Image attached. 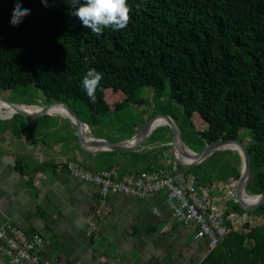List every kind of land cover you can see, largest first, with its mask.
Here are the masks:
<instances>
[{"label":"trees","instance_id":"trees-1","mask_svg":"<svg viewBox=\"0 0 264 264\" xmlns=\"http://www.w3.org/2000/svg\"><path fill=\"white\" fill-rule=\"evenodd\" d=\"M47 3L23 0L30 14L14 24L16 0H0V93L33 85L45 104L64 103L81 122L96 125L125 103L139 105L137 93L152 88L155 98L164 96L182 110L179 117L160 104L152 117L171 116L190 150L187 138L203 149L247 136L245 190L262 193L264 0H127V27L107 28L100 36L82 26L66 0ZM90 70L103 75L94 100L82 86ZM240 165L237 152L227 150L178 169L211 183L238 180ZM229 213L252 214L261 223L228 232L198 264H264V204L244 211L229 201Z\"/></svg>","mask_w":264,"mask_h":264},{"label":"crops","instance_id":"crops-1","mask_svg":"<svg viewBox=\"0 0 264 264\" xmlns=\"http://www.w3.org/2000/svg\"><path fill=\"white\" fill-rule=\"evenodd\" d=\"M17 105L39 110L48 106L41 95L35 104ZM53 109L26 118L0 103V230L12 226L28 237L37 235L38 256L52 264L200 263L208 253L207 242L195 238L193 225L176 222L164 193L102 198L95 186L66 171L68 164H75L93 173L115 169L120 175H152L167 167L193 175L178 169L166 146L171 140L151 139L153 130L131 151L90 147L78 141L80 133L88 144L95 138L132 146L130 139L142 125L132 124L125 132L101 119L90 125L85 118L78 131L70 116ZM198 182L210 187L219 181ZM0 261L7 262L4 256Z\"/></svg>","mask_w":264,"mask_h":264},{"label":"built area","instance_id":"built-area-1","mask_svg":"<svg viewBox=\"0 0 264 264\" xmlns=\"http://www.w3.org/2000/svg\"><path fill=\"white\" fill-rule=\"evenodd\" d=\"M67 173L81 182L98 189L102 198L117 194L143 198L158 193L165 194V205L179 224L195 227V238L207 242L209 250L217 246L230 231H245L251 224L252 214L229 213L228 202L236 200L237 180L215 182L210 187L199 184L193 175L163 168L160 174L120 175L115 169L90 172L82 166L68 164ZM37 235L28 237L16 227L0 230V256L7 262L0 264H52L37 254L40 246Z\"/></svg>","mask_w":264,"mask_h":264},{"label":"water","instance_id":"water-1","mask_svg":"<svg viewBox=\"0 0 264 264\" xmlns=\"http://www.w3.org/2000/svg\"><path fill=\"white\" fill-rule=\"evenodd\" d=\"M0 103L2 104L5 103L13 107L18 106L17 104L10 102L9 100H6L3 97H0ZM54 105L63 106L65 108V110L67 111V115L70 116V119L72 120L77 130L79 131L83 123L80 121L76 113L70 107H68L66 104L61 102H55L51 105L41 108L39 110V114L28 115L19 110L16 112L23 117L33 118V116H38L49 111ZM157 118H163L165 120L164 125L168 126L171 130V134H172V140L170 142L171 154L176 164L181 167L191 168L197 166L202 162H204L214 152L225 151V150H229L230 149L229 147L231 146L234 147V151L238 153L241 160V171H240V176L238 178L237 189H236V200L239 206L244 211H253L262 204H264V189L260 195H253V196L248 195L245 190L246 184L250 177V158L246 146L242 142L237 140H217L215 142L206 145L201 152L194 153L182 141L180 130L174 119L169 115L157 114L154 115L152 118H150L148 121H146L141 126L137 134L132 139H130L133 141L132 146H127L126 142L112 144L107 141L95 139V138L94 140L90 141L88 144V142H86L81 137L80 135L81 133L78 135V141L90 147H103V148H107L108 150L117 151V152L131 151L134 150L145 140L147 135L150 133V126L152 125L153 121ZM190 158L193 160L191 163L187 164L184 162L185 159H190ZM244 197H256L259 200L254 204H246L243 201Z\"/></svg>","mask_w":264,"mask_h":264},{"label":"rangeland","instance_id":"rangeland-1","mask_svg":"<svg viewBox=\"0 0 264 264\" xmlns=\"http://www.w3.org/2000/svg\"><path fill=\"white\" fill-rule=\"evenodd\" d=\"M156 94L157 93H155V91H153L152 88H144L143 90L137 93L136 99L141 100V103L138 106H135L134 104H130V103H125V105L121 109H118V111L113 113H108V115L102 117L101 123H103L107 127H118L120 130L122 129L123 131H125L132 124L143 125L142 122L144 121L145 117L151 118L155 110L158 109L159 105L162 104L163 106H165L166 103L167 105L170 106L172 112L175 115L179 117L182 115V110L179 105H177L173 101H168V99H166V97L164 96L160 97V99L155 98ZM39 96H40L39 91L33 85H28L25 87H17L16 90L0 93V97L6 98L10 100V102L15 104L21 102L35 104ZM78 104L81 106L79 102ZM153 130H154V139H156L157 142L162 143L172 140L171 130L168 126H165L164 124H160V126H157ZM184 141H186V144H188V146L194 151V153L201 152L203 150L196 143L193 144L192 142H190L189 138H187ZM241 141L243 144H246L249 142V138L247 136H244V139H242ZM169 144L170 143H168L166 146H170ZM215 158L216 159L220 158L219 154H217ZM227 160L229 161L228 158H226V161ZM240 171H241V165H240ZM259 223H261V221L254 218L250 225L255 226L258 225Z\"/></svg>","mask_w":264,"mask_h":264},{"label":"clouds","instance_id":"clouds-1","mask_svg":"<svg viewBox=\"0 0 264 264\" xmlns=\"http://www.w3.org/2000/svg\"><path fill=\"white\" fill-rule=\"evenodd\" d=\"M74 9L72 14L96 36L102 35L105 29L113 31L125 29L129 21L130 8L127 0H66ZM45 7L47 0H41ZM23 0H16L12 10L11 23H20L24 16L30 14V9L22 7ZM103 79L102 73L94 70L88 71L83 80L82 86L90 100L95 99V91Z\"/></svg>","mask_w":264,"mask_h":264},{"label":"bare ground","instance_id":"bare-ground-1","mask_svg":"<svg viewBox=\"0 0 264 264\" xmlns=\"http://www.w3.org/2000/svg\"><path fill=\"white\" fill-rule=\"evenodd\" d=\"M28 95V94H27ZM48 101V100H47ZM3 106L5 107H8V108H11V110H14L15 111H28V112H39V109L37 108H24V107H19V106H9L8 104H5L3 103ZM154 106V105H153ZM54 108V109H53ZM51 109L53 110H58L60 113L62 114H67V111L65 110V108H61V107H52ZM50 109V110H51ZM49 110V111H50ZM108 115V114H107ZM12 118V117H11ZM115 119V118H114ZM107 120V119H106ZM24 121V120H23ZM133 121V120H132ZM165 123V120L163 118H157L153 121L152 125L150 126V131H152L153 129L156 128L157 124H164ZM113 126V125H112ZM122 126V125H121ZM84 128V127H83ZM122 130V129H121ZM230 130V129H229ZM126 132V131H125ZM120 134V133H119ZM153 134V133H151ZM199 146V145H198ZM231 151H234V147H229ZM217 152V151H216ZM236 152V151H235ZM146 154V153H145ZM149 154V153H148ZM126 155V154H125ZM90 159V158H89ZM122 159V158H121ZM154 161V160H153ZM193 160L190 158V159H185L184 162L189 164L191 163ZM158 162V161H157ZM203 163V162H202ZM145 164V163H144ZM128 165V164H127ZM177 166V165H176ZM93 171V170H92ZM230 178V177H229ZM238 181V180H237ZM248 194V193H247ZM249 195V194H248ZM260 195V194H259ZM253 196V195H252ZM259 199L258 198H253V197H244L243 201L246 203V204H254L258 201ZM208 252H209V248H208Z\"/></svg>","mask_w":264,"mask_h":264}]
</instances>
